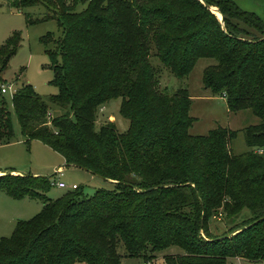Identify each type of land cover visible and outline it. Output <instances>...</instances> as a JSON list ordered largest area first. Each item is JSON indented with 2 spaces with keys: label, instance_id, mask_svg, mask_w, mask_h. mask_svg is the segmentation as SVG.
<instances>
[{
  "label": "trees",
  "instance_id": "16d2710c",
  "mask_svg": "<svg viewBox=\"0 0 264 264\" xmlns=\"http://www.w3.org/2000/svg\"><path fill=\"white\" fill-rule=\"evenodd\" d=\"M43 1L55 12L41 19L59 29L38 38L56 93L44 101L27 83L14 88L19 134L109 187L85 195L76 186L51 199L49 176L0 174L7 196L42 203L0 237V264H119L118 244L143 264H155L153 253L171 246L179 252L163 255L162 264L264 259V19L232 0H202L216 7L221 22L198 0H86L79 12L67 0ZM18 42L13 31L0 45V70ZM200 57L214 60L201 71L203 87L229 110L258 117L241 129L249 150L232 154L236 131L226 127L188 134L187 90L159 86L160 69L182 79ZM116 97L126 129L118 132L108 120L95 128L96 109ZM51 105L62 112L49 115ZM12 138L0 93V145ZM216 215L229 224L220 234L208 228Z\"/></svg>",
  "mask_w": 264,
  "mask_h": 264
},
{
  "label": "rangeland",
  "instance_id": "374dc122",
  "mask_svg": "<svg viewBox=\"0 0 264 264\" xmlns=\"http://www.w3.org/2000/svg\"><path fill=\"white\" fill-rule=\"evenodd\" d=\"M12 0H0V45L13 31L18 32L19 42L15 52L8 58L5 66L0 70V84L17 87L22 83L29 84L33 90L44 100L56 93V87L51 84L52 70L47 67L49 63L46 54L43 52V45L38 38L46 32L53 36L59 35L56 22L52 19H41L44 14L47 16L55 12L52 4L40 3L13 8L10 5ZM241 9L252 11L264 19V5L262 0H232ZM73 4V11L79 12L86 5V0H67ZM218 16V13L217 15ZM29 20L36 22H29ZM151 64H159L155 57H150ZM214 63L211 58H197L185 78L179 79L166 70L160 69L159 86L173 92L177 88H185L191 100L188 115L193 121L187 132L190 135H203L208 130L222 126L235 130L236 135L229 142V149L232 154H239L249 150L246 146L241 129L248 125L257 124L259 119L250 109L231 111L227 108L225 100L220 95H212L205 89L201 82V71L209 64ZM7 108L10 112V120L13 129V138L10 142L0 146V170L6 173L8 169H14L21 174L28 173L33 176H49L50 187L46 191L47 198H56L63 192L69 190L67 186L75 184L83 194L90 195L95 188H108L107 182L97 176L85 172L81 168L64 164L63 158L54 150L38 140L23 142L18 129L16 117L10 103V93L3 94ZM120 98H112L99 106L95 112L94 126L97 128L104 121H112L118 132L126 129L128 121L118 113ZM62 110L51 105L49 115L60 114ZM56 165H62V174L54 172ZM14 170L7 171L17 174ZM0 173V174H2ZM61 181L66 187H58L54 182ZM41 201L32 196H23L18 199L11 198L0 189V237L10 235L17 219H28L39 211ZM247 211L243 209L237 218H243ZM236 221V222H237ZM229 226L223 216L216 215L209 220L208 228L213 234H220ZM177 247L171 246L164 250L153 253L152 261L155 264H162L165 254L178 253ZM116 253L119 254V264H143V259L130 257L124 254L121 244L116 246ZM231 264H264V259L247 261L242 258H232ZM74 264H84L75 262Z\"/></svg>",
  "mask_w": 264,
  "mask_h": 264
},
{
  "label": "built area",
  "instance_id": "2783aa9c",
  "mask_svg": "<svg viewBox=\"0 0 264 264\" xmlns=\"http://www.w3.org/2000/svg\"><path fill=\"white\" fill-rule=\"evenodd\" d=\"M13 91H14V87H12V85H10V84L7 85V86L0 85V93L1 94H5V93L8 92V93H10L12 95ZM61 171L62 170H61L60 167H58L56 169V173H58V174H61ZM54 185H56L58 187H66V185L63 182H61V181L54 182ZM67 187H68L69 190H71V189L76 188V185L75 184H71V185H69Z\"/></svg>",
  "mask_w": 264,
  "mask_h": 264
},
{
  "label": "water",
  "instance_id": "95a60500",
  "mask_svg": "<svg viewBox=\"0 0 264 264\" xmlns=\"http://www.w3.org/2000/svg\"><path fill=\"white\" fill-rule=\"evenodd\" d=\"M200 1L204 6H206L208 8V10L213 13L215 16V11L219 14V12L217 11L216 7L214 6H210V5H207L206 3H204L202 0H198ZM217 17V16H216ZM217 19L221 22V15L219 14V16L217 17Z\"/></svg>",
  "mask_w": 264,
  "mask_h": 264
},
{
  "label": "crops",
  "instance_id": "0c3cea01",
  "mask_svg": "<svg viewBox=\"0 0 264 264\" xmlns=\"http://www.w3.org/2000/svg\"><path fill=\"white\" fill-rule=\"evenodd\" d=\"M1 146V145H0ZM60 155V154H59ZM61 156V155H60ZM62 157V156H61ZM58 167H60L61 168V170H62V165H56L55 167H54V172H56V169L58 168ZM8 170H14V169H8ZM7 170V171H8ZM7 171H5V172H7ZM15 172H17V174H21L20 172H18V171H16V170H14ZM2 172H4V171H2V170H0V173H2ZM13 172V171H12ZM86 172V171H85ZM61 174H62V171H61ZM94 176V175H93Z\"/></svg>",
  "mask_w": 264,
  "mask_h": 264
},
{
  "label": "bare ground",
  "instance_id": "6f19581e",
  "mask_svg": "<svg viewBox=\"0 0 264 264\" xmlns=\"http://www.w3.org/2000/svg\"><path fill=\"white\" fill-rule=\"evenodd\" d=\"M215 14L217 15V12H216V11H215ZM218 16H219V14H218ZM218 16H217V17H218Z\"/></svg>",
  "mask_w": 264,
  "mask_h": 264
}]
</instances>
